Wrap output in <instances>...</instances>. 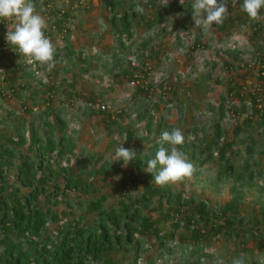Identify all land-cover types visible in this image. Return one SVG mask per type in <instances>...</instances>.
Instances as JSON below:
<instances>
[{
  "label": "rangeland",
  "instance_id": "1",
  "mask_svg": "<svg viewBox=\"0 0 264 264\" xmlns=\"http://www.w3.org/2000/svg\"><path fill=\"white\" fill-rule=\"evenodd\" d=\"M231 1L228 15L235 22L226 31L205 25L203 17L199 18L201 24L195 25L193 17L189 16L190 12H180L179 7H171L169 19L160 36L148 47L140 50V58L147 60L148 66L145 67L150 68V73L147 78H141L139 83L154 86L151 100L143 101L134 87L138 82L129 83L127 77L122 75L123 70H134L138 66L139 69L142 66L136 54V44L145 35L143 27L137 26L131 39L123 37L126 44L124 50L119 45L118 36L113 34L112 27L107 22L110 18L109 9L101 0H34L37 13L47 22L46 30L66 18L65 15H60V11L65 9L70 13L66 18L69 31L63 37L58 27L52 29L56 54L59 53L62 58L56 60V66L51 72L38 64H26V58L18 49L14 51L12 45L0 52V142L8 143L9 138L16 136L21 122L25 119L27 140L19 146L16 162H20V156L29 152L30 123L34 121L39 126L43 119L40 113L48 106L54 107L68 122L65 133L71 139L74 150L66 159H62L61 164L56 163L57 157L53 158L52 162L56 163L55 168L59 173L57 179L63 183L65 173L61 167L65 165L67 172L76 179L87 180L94 189L90 193L73 190L58 194L59 203H54L53 198V201L45 204L62 217V221H50L47 231H57L62 223L83 215L90 220L96 218L95 213L87 209L89 198L108 195L106 208L118 206L126 194L141 200L148 184L157 185L154 175L145 171L147 162L155 158L152 148L161 133L171 132L172 126L173 129L179 128L183 132L185 149H182L183 145L177 148L194 164L196 171L190 179L163 187L170 188L173 193H182L186 198L206 199L217 214L223 211L232 213L227 205L237 195L232 191L237 172L232 176L219 178V170L224 160L218 158L217 153L214 159L201 165L197 159L191 157L196 150L192 142L195 141L201 146L204 135L208 134L210 139L211 132L215 131L214 124L220 120L217 106L224 99L228 112L221 120L224 131L221 142L229 144L226 156L232 159L237 171L247 165L248 171H254L253 181L245 184L242 197L237 201L239 216L245 218L243 226H247L248 221L255 224L256 218H262L264 173H260L259 169H264V126L254 124L248 129L237 131L235 127L245 124L246 114H252L254 110L251 109L249 100L246 102L247 108L237 105L240 112L236 111L238 109L233 104H240L236 92L245 91L246 96L255 85L262 83L260 69L264 66V28L258 36H255L253 30L258 22L264 26V11L258 20L249 19L244 24L241 20L243 11L238 6L241 0ZM155 3L164 6L162 0H155ZM8 25L14 27L13 21H0V43L6 40ZM197 41L200 45H196ZM67 44L74 49L72 58L68 56L70 49L66 47ZM131 44H134L133 53H128ZM113 51L128 54L127 58L116 65ZM72 82L75 84L71 85ZM162 82L164 87H161ZM169 86L175 87L176 93L170 92ZM231 89L233 92L229 93ZM68 92H72L73 96L69 97ZM49 96L50 104L46 102ZM90 97L97 99L95 105H89ZM261 102L264 109V97ZM211 104L216 108L213 109ZM103 105L106 106L105 111L109 110L114 115L121 114L120 124L135 132L132 141H128L127 132L120 124L105 125L103 115L92 112L93 106L98 109ZM145 105L154 115L151 133L147 130L148 119H137V109ZM161 120L167 122L168 126L157 131ZM40 131L43 133L44 128ZM250 136L255 138L251 154L247 152V146L252 142ZM122 143L125 148L134 149L136 154L139 152L142 155L143 164L139 171L133 169L135 159L127 167L122 166V160L114 161L115 151ZM248 157L249 160H246ZM105 164H108L107 173L95 172L96 168ZM125 171L132 175L129 177L130 183L124 186L126 189H122L119 180ZM15 173L16 170L13 169L9 179H15ZM55 180L48 184L52 185ZM158 200L157 196H153L144 210L159 217L158 226L161 229L171 230L173 219L167 217L170 205L164 200L161 208ZM188 208L189 205H184L182 210L187 211ZM259 227H263V223ZM185 233L183 229L179 231V234ZM248 243L255 248L256 244L252 239L248 238ZM237 244V240L221 235L208 248L223 260L221 256H231ZM158 248L156 245L143 253L142 264H145L147 256L156 257ZM254 253L255 255H249L251 259L260 258L264 262V253L257 249ZM118 258L127 261L132 255H120ZM204 262L208 264L209 261L206 259Z\"/></svg>",
  "mask_w": 264,
  "mask_h": 264
},
{
  "label": "trees",
  "instance_id": "2",
  "mask_svg": "<svg viewBox=\"0 0 264 264\" xmlns=\"http://www.w3.org/2000/svg\"><path fill=\"white\" fill-rule=\"evenodd\" d=\"M101 1L109 9L110 18L107 22L111 25L113 34L118 36L119 45L123 49L126 48L124 36L131 39L135 35L137 26H141L145 30L142 40L136 44V54L142 65L141 68L138 69V66L134 70L126 69L122 72L129 83L148 77L150 68L145 67V65L148 66L147 60L140 58V50L148 47L160 36L165 27L164 24L169 19L168 14L171 7H179L180 12L188 11L190 12L189 16L193 17L191 6L195 2V0H183V4H180V0H172L167 6H160L155 3V0L149 2H143L144 0ZM137 3L143 7V13L134 10ZM231 3L232 1L228 0L229 10ZM242 5L243 0L238 5L241 10ZM263 11L261 10V13ZM64 15L67 18L70 13L65 10L62 16ZM66 18L58 21L56 25L61 31L66 29L67 33L69 30L66 27ZM249 19L243 11L241 17L243 23H248ZM234 22V18L228 15L222 24L213 23L212 26L219 31H226L233 26ZM182 27L186 28L183 25ZM263 28L264 26L259 22L255 24L253 30L255 36H258ZM154 31L157 33L152 34ZM133 45L131 44L128 48V53H133ZM196 45H200L199 41L196 42ZM66 47L70 49L69 58H72L74 49L68 44ZM127 55L113 51L116 65L121 60H125ZM61 58L62 55L56 54V60ZM260 71L262 77L260 91L249 90L247 94L249 96H245L242 90L236 92L240 104L236 102L233 107L236 109L237 105H240L247 108L246 102L249 100L251 109L254 110L246 117L247 124L235 127L237 131L248 129L254 124L264 126V109L258 107L259 99L264 97V75L262 74L264 66ZM74 84L72 82L71 85ZM134 87L143 101L151 100L154 90L152 84L138 83ZM161 87H164L163 82ZM168 88L170 92L176 93L175 87L169 86ZM51 89L54 88L51 87ZM232 92L233 89L229 91V93ZM68 95L71 97L73 93L68 92ZM50 99L49 96L46 101L48 104H50ZM88 102L89 105H95L97 99L90 97ZM211 107L216 108L214 104H211ZM105 109L106 106L105 108L99 106L98 109L93 106L92 112L101 113L106 121L105 125L120 124L121 114L114 115ZM217 110L220 112V120L214 124L215 131L211 132L210 139L208 134L204 135L202 140L204 146L197 145L195 141L192 142L196 150L191 157L197 159L201 165L214 159L217 153V155L219 154L218 158L224 160L219 170V178L232 176L237 172L232 188V191L237 195L227 205V208L229 207V210L233 211L232 213L223 211L221 214H217L206 199L186 198L182 193H173L170 188L148 184L141 195V200H136L132 195L126 194L119 201L118 206L110 208H106L108 199L106 194L89 198L87 209L94 212L96 218L90 220L83 215L78 219L62 223L57 231L51 232L47 231V224L50 221H62V217L51 206L45 204H49L53 198L54 203H59L58 194H65L73 190L90 193L94 189L91 188V184L87 180L76 179L74 175L67 172L65 165L61 167L65 173L63 183L61 184L57 179L59 173L55 168L56 163L61 164L62 159H66V156L74 150L71 139L65 133L68 122L54 107L48 106L40 113L43 119L39 126H36L34 121L30 123L29 152L22 154L20 162H16L19 146L25 144L27 140L26 120L24 119L16 136L9 138L8 143L0 142V264H142L143 253L153 249L156 245L159 246L157 256H147L145 264H206L204 262L206 259L209 261L208 264H237L241 261L242 264H264L260 258L251 259L249 257V255H255L256 249L264 253V213L262 218H256L255 224L248 221V225L243 226L245 218L239 216L238 212L237 201L242 197L245 184L248 181H253L254 171H248V165L237 171L232 159L226 156L229 144L221 142L224 136L221 120L228 112L226 99L219 103ZM234 110H232L233 113H235ZM236 111L240 112L239 109ZM137 119L139 121L148 119L147 130L149 133L152 132L154 115L148 106L145 105L143 108L137 109ZM120 126L127 132L128 141H132L135 132L128 126L122 124ZM167 126L168 123L161 120L157 131H161ZM41 128H44L43 133L40 131ZM171 129L173 130V126ZM57 132L59 133L56 134ZM250 137L252 142L247 146V152L251 154L255 138ZM159 147L160 145L156 141L152 148L154 155ZM183 147L182 149H185V145ZM54 157L58 158L56 163L52 162ZM134 159L133 169L139 171L143 164L142 155L138 152ZM247 159L249 160V157ZM107 165L96 168L95 172L107 173ZM13 169L16 170L15 179L11 180L9 178ZM259 172L264 173V169L260 168ZM131 175L132 173L125 171L120 178L119 185L122 186V189L130 183ZM151 175L154 174L151 173ZM53 180H55L54 183L49 185L48 183ZM153 196L158 197V204L161 208L164 200L170 205L167 217L173 219V229H161L158 226L159 217H154L144 210ZM184 205H189L187 211L182 210ZM260 223H263V227H259ZM181 229L186 233L179 234ZM221 235L224 238L238 241L233 254L228 257L221 256L224 258L223 260H220L208 248L211 242L217 240ZM248 238L255 242V248L249 245ZM120 255H132V258L127 261L117 259V256Z\"/></svg>",
  "mask_w": 264,
  "mask_h": 264
},
{
  "label": "clouds",
  "instance_id": "3",
  "mask_svg": "<svg viewBox=\"0 0 264 264\" xmlns=\"http://www.w3.org/2000/svg\"><path fill=\"white\" fill-rule=\"evenodd\" d=\"M168 3L169 0H162V5L167 6ZM180 3L183 4L182 0ZM227 3L228 0H195L191 6L195 25L201 24L200 17H203L205 25L222 24L229 12ZM134 10L138 13L144 12L139 3ZM242 10L253 21L258 20L261 10H264V0H243ZM4 20L14 23V27L8 25L5 37L9 45L14 46L13 50L18 49L29 66L38 64L51 72L57 63L56 47L45 35L47 22L37 13L34 0H0V21ZM158 143L160 147L155 158L150 159L145 168L146 172L154 174L155 184L163 187L190 179L196 168L177 148L185 143L181 129L163 131ZM136 155L134 149L125 148L122 143L115 151L114 161L122 160V166L127 167ZM237 264H242V261Z\"/></svg>",
  "mask_w": 264,
  "mask_h": 264
},
{
  "label": "built area",
  "instance_id": "4",
  "mask_svg": "<svg viewBox=\"0 0 264 264\" xmlns=\"http://www.w3.org/2000/svg\"><path fill=\"white\" fill-rule=\"evenodd\" d=\"M64 12H65V9H62V11H60V15H63L64 14ZM57 28V26H56V24H54L53 25V27L52 28H50L49 30H45V35L52 41V29H56ZM62 36L64 37L65 36V33H66V29L64 30V31H62ZM9 46H11V45H9V43L7 42V40H3V42L2 43H0V52H2V51H4V50H6ZM262 74L264 75V71L262 72ZM133 83L134 82H138L139 83V80H137V81H132ZM262 89V87H261V85H255V87L253 88V89H251V90H253V91H260ZM12 90H14V89H12ZM243 92H245V91H243ZM103 108H105V106H102ZM258 107L259 108H262L263 107V104H262V102H261V99H259V104H258ZM246 116H248V114H246Z\"/></svg>",
  "mask_w": 264,
  "mask_h": 264
}]
</instances>
